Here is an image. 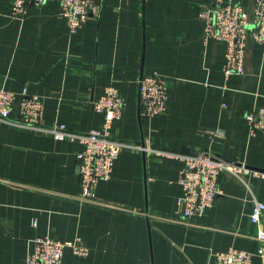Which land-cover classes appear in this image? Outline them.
<instances>
[{"label": "crops", "instance_id": "obj_1", "mask_svg": "<svg viewBox=\"0 0 264 264\" xmlns=\"http://www.w3.org/2000/svg\"><path fill=\"white\" fill-rule=\"evenodd\" d=\"M253 24L255 0H234ZM213 0H94L82 27L70 33L59 0L12 17L0 0V90L16 95L0 119V264L23 263L33 240L50 237L66 247L61 264H213L229 248L256 254L252 202H264V134L249 136L245 115L264 108V45L248 41L245 70L223 74L225 46L204 39L199 16ZM167 86L166 110L141 114L138 87L144 75ZM109 87L124 106L112 122L123 147L111 178L92 201H81L77 154L84 146L19 125L25 89L42 103V124L75 133L101 130L94 103ZM180 149H185L181 153ZM209 152L245 166L242 181L222 173L219 195L202 217L185 220L177 200L183 163L177 156ZM262 170V171H261Z\"/></svg>", "mask_w": 264, "mask_h": 264}, {"label": "built area", "instance_id": "obj_2", "mask_svg": "<svg viewBox=\"0 0 264 264\" xmlns=\"http://www.w3.org/2000/svg\"><path fill=\"white\" fill-rule=\"evenodd\" d=\"M12 6V17L23 18L30 7H38L47 0H9ZM61 15L66 19L70 33L80 29L94 8V0H59ZM252 29L249 28L247 14L240 4L234 0H213L210 7L201 9L199 16L205 23L204 39H214L225 46V63L223 74L241 75L245 70V53L248 41L264 45V0H255L253 8ZM16 95L11 91L0 90V119L8 118ZM138 100L141 114L147 117L161 115L166 110L167 86L158 75H144L138 87ZM124 102L118 90L109 87L96 100L94 107L104 114L101 130L87 133L69 131L63 124H55L52 128H42L43 107L36 96L28 95L24 89L20 94L18 110L19 125L32 126L50 132L58 140H75L84 146L77 154L80 161L79 184L81 201H92L95 189L100 182H107L112 175L114 161L121 148L127 147L146 150L144 146L130 144L114 139L110 127L119 119ZM249 136L256 132L264 134V108L255 109L245 115ZM183 163L178 183L181 196L177 203L181 217L195 220L212 208L217 196L218 178L227 173L242 181L250 171L243 165L226 162L209 152L193 155L177 156ZM264 214V202L253 200L250 222L261 225ZM259 242L256 254L264 258V230L257 233ZM69 247L75 255L84 256L87 248L78 241L64 243L50 237H39L33 240L32 249L25 261L20 264H61L64 248ZM213 264H254L252 254L229 248L224 252L214 253Z\"/></svg>", "mask_w": 264, "mask_h": 264}, {"label": "water", "instance_id": "obj_3", "mask_svg": "<svg viewBox=\"0 0 264 264\" xmlns=\"http://www.w3.org/2000/svg\"><path fill=\"white\" fill-rule=\"evenodd\" d=\"M139 101V100H138ZM139 103V102H138ZM139 107H140V104H139ZM185 149H180V152L181 153H185ZM188 155H193V154H191V153H188ZM79 167H80V161H78V167H77V176H78V178H79ZM262 171V170H261Z\"/></svg>", "mask_w": 264, "mask_h": 264}]
</instances>
